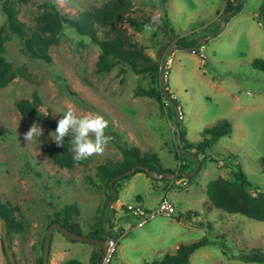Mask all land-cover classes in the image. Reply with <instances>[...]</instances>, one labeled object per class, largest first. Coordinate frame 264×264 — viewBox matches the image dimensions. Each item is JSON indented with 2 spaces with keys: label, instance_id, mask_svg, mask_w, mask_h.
Segmentation results:
<instances>
[{
  "label": "rangeland",
  "instance_id": "1",
  "mask_svg": "<svg viewBox=\"0 0 264 264\" xmlns=\"http://www.w3.org/2000/svg\"><path fill=\"white\" fill-rule=\"evenodd\" d=\"M4 1L16 6L22 21L32 24L33 16L47 0H0V27H4L0 55L25 72L0 87V202L16 207L15 216L22 223V230L12 233L8 241L17 264H35L42 255L45 234L55 212L65 205H75L78 213L72 217V226L78 225L84 234L104 205L108 191L95 175L96 166L121 158V151L110 140L114 134H119L120 144L126 141L140 153H156L162 166L173 173L180 172L175 170H182V165L189 173L195 162L175 150L176 112L170 103L167 101L161 111L152 98L134 94L138 86L154 85L148 76L137 75L126 67L123 71L121 65L97 74L99 46L69 26L64 27L57 44L50 47L51 62L25 55L18 38L6 27ZM52 1L61 13L78 16L106 0ZM131 1L132 16L153 22L138 30L123 23L131 39L160 62L171 50L163 78L178 105L179 126L186 138L198 141L203 128L223 119L231 124L232 133L207 149V157L192 179L164 182L163 190L176 209L169 216L156 215L142 226H136L134 217L123 218L125 213L118 202L122 201L125 208L139 194L144 205L153 209L163 190L141 180L133 185L128 179L118 181V197L106 222L109 219L112 226L116 223L112 218L117 210L122 216L117 221L124 225L118 231L125 234L118 240L112 264L150 262L203 236L210 243L196 249L188 264H264L238 258L255 250L264 254V221L221 209L209 210L206 195L210 179L217 175L233 179L238 167L247 176L251 191L264 188V73L251 65L254 58L264 59V0H242L241 9L227 16L221 32L202 45L204 56L174 46L176 37L170 29L180 36L210 30L209 23L225 0H168L164 4L156 0ZM34 96L42 117H23L16 101L32 100ZM69 107L78 114L103 115L108 122L105 135L109 140L102 153L88 157L86 166L59 169L44 148L55 145L49 136L55 130L50 122L57 124ZM34 122L39 123L43 134L26 141L25 133ZM64 139L70 143V137ZM230 154L236 155L233 166L227 164ZM183 208L198 216L191 214L193 221H177ZM93 250L92 243L68 240L54 230L47 264H65L70 259L87 264ZM0 264H10L2 244L1 224Z\"/></svg>",
  "mask_w": 264,
  "mask_h": 264
},
{
  "label": "trees",
  "instance_id": "2",
  "mask_svg": "<svg viewBox=\"0 0 264 264\" xmlns=\"http://www.w3.org/2000/svg\"><path fill=\"white\" fill-rule=\"evenodd\" d=\"M156 1L164 4L168 0ZM241 7L242 0H225V7L222 14L232 9H235V13L239 11ZM41 8V11L33 16V23L28 24L18 17L19 11L16 6L8 1L2 3V9L6 16V27L11 34L18 38L21 51L25 55L45 62H51L50 47L57 44L62 30L65 26H69L73 28L76 33L88 37L91 42L99 46L100 52L95 64V72L97 74L109 72L116 65H121L123 71H125L124 67H126L137 75L148 76L154 85L148 87L138 86L135 88L134 94L152 98L158 103L160 110L163 111L168 99L165 97L161 86V62L149 56L145 52L144 47L133 41L127 33V30L121 26L126 22L131 27L138 30L143 26L153 24L148 18L138 19L131 15L133 11V3L131 0H106L101 6H93L86 11L80 12L78 16H70L61 13L52 0H47L42 3ZM166 24H169V22H166ZM219 25L220 19L212 25L210 30L199 33L198 35L195 33H191L189 36L175 35L173 29H170V32L176 37L175 43L190 47L196 44L199 38L216 32ZM3 28L4 27H0V52H3ZM198 48L195 52H198ZM251 65L253 68L264 73V59L254 58ZM24 74L25 72L15 69L10 61L3 55H0V87L6 86L17 75L24 76ZM165 85L167 94L175 105L178 106L175 99L172 97V93L168 92L167 84ZM16 107L23 117H42L38 109V98L36 96H34L32 100L24 98L17 100ZM50 125L54 128L57 126V124L53 122H50ZM179 129L180 139L184 148L198 157L200 162L198 169L207 157V149L217 142L219 138L229 136L232 133V126L226 119H223L215 125L203 128L200 132V139L198 141L188 140L185 136L184 129L180 126ZM114 135L115 136L110 137L111 143L121 151L122 155L118 160H108L96 166L95 175L107 189L108 193L104 205L98 209V212L93 217L92 224L89 225L88 231L83 234L97 239H104L106 237V233L102 228V219L105 206L112 196L109 182L115 176L123 175L137 165L147 166L158 173L164 171L174 172V170L162 166L156 153L152 151L140 153L135 146L129 145L126 141H123L122 144L118 143L117 138H120L119 134ZM175 150H179L177 144ZM44 151L53 164L59 169H73L78 166H86L90 161L89 158H87L80 162H74L72 159V152L70 151V143L66 139H64V145L57 146L55 144L52 147H45ZM234 157H236L234 154H230L227 157L228 165H235L233 162ZM236 166H239L238 163H236ZM185 169L186 165H182V170L179 167L175 172H184ZM139 172L148 176L145 171L136 168L133 172L123 175L120 179L113 182L116 192L118 193L117 184L119 180L128 178ZM182 177L183 176L179 175L177 179ZM152 179L167 182V179L164 178ZM188 179H192V177L190 176ZM249 188L250 183L247 180V176L239 167L233 172V179L217 175L206 184V195L210 203L208 209H221L227 213H238L249 219L264 221V188L255 191H251ZM116 199L117 197L115 200ZM15 211H18L16 207H6L0 202V216L6 221L8 241L11 240L12 233L22 230V223L17 220ZM77 213L78 208L75 205H65L59 212H55L50 223L59 222L63 227L82 234L78 225L72 226V217ZM191 214L193 216H198L197 212L188 210L184 212L180 211L177 216V221H193V216H191ZM108 221L106 222V227L109 233L112 224ZM209 243L210 240L206 236H203L189 244L179 245L172 254H165L158 259L143 264H188L190 255L196 249ZM93 247L94 250L87 264H95L98 250L94 244ZM238 258L244 262H264V254L256 250L243 253L239 255ZM35 264H42V255L37 259ZM65 264H82V262L77 259H70L66 261Z\"/></svg>",
  "mask_w": 264,
  "mask_h": 264
},
{
  "label": "water",
  "instance_id": "3",
  "mask_svg": "<svg viewBox=\"0 0 264 264\" xmlns=\"http://www.w3.org/2000/svg\"><path fill=\"white\" fill-rule=\"evenodd\" d=\"M238 1V0H237ZM235 11V9H232L230 11H227L226 13H224L221 16L220 19V25L219 28L216 30V32H213L211 34H208L206 36H203L201 38H199L196 42V44H194L193 46L187 47V46H182L180 44H174V46L184 49L186 51H190V52H194L195 49L199 46V45H204L206 44L207 40L210 38H213L214 36H216L218 33L221 32V30L224 28L225 26V19L228 15L233 14ZM173 46V45H172ZM171 50L167 51L165 53V55L163 56L162 62L160 63V74H161V86H162V90L164 92L165 97H167L168 102L170 103V105L172 106V108L175 110L176 112V124H175V133H176V144L178 146L179 151L184 155L187 156L189 158H191L192 160H194L195 162V167L193 168V170L189 173L186 172H178V173H172L170 171H164V172H160L158 173L155 170L150 169L147 166H141V165H137L135 168H132L130 171L124 173L123 175H127L131 172H133L136 168H139L143 171H145L147 173V175L151 178H156V179H160V178H164L167 180H172V179H176L179 175L183 176V177H190L191 175L194 174V172L197 170L200 162L198 160V157L193 155L191 152H189L188 150H186L183 146V143L180 139V129H179V122H180V116L178 114V107L175 105V103L172 101V99L169 97V95L166 92V85L164 82V64H165V60L167 58V56L169 55ZM123 175H118L115 176L110 182H109V186H110V190L112 192V196L111 198L108 200L105 209H104V213H103V219H102V228L104 229L105 233H106V239H97V238H93L90 236H86L83 234H79L76 233L72 230H69L66 227H63L59 222H52L46 231L45 234V238H44V242H43V251H42V264H47L48 261V256H49V245H50V240H51V236L54 230H58L62 236L68 240H75V241H83V242H87V243H92L97 247L98 250V255L96 257V261L95 264H98V260L102 254V252L105 250L106 247V243H107V239H108V231H107V227H106V220L108 217V211L113 203V201L115 200V198L117 197V192L113 186V182L115 180L120 179ZM0 224H1V228H2V244L4 247V251L7 255L8 261L10 264H17L16 259L13 255V252L9 246L8 243V239H7V225H6V221L5 219H3L0 216ZM116 237V234L114 235V238Z\"/></svg>",
  "mask_w": 264,
  "mask_h": 264
},
{
  "label": "clouds",
  "instance_id": "4",
  "mask_svg": "<svg viewBox=\"0 0 264 264\" xmlns=\"http://www.w3.org/2000/svg\"><path fill=\"white\" fill-rule=\"evenodd\" d=\"M108 122L103 115L95 112L78 114L69 107L62 112L54 131L49 133L57 146L64 145V138L70 137V151L74 162H80L93 154H100L108 143L105 135ZM43 134L39 123H33L25 133L26 141L37 139Z\"/></svg>",
  "mask_w": 264,
  "mask_h": 264
},
{
  "label": "built area",
  "instance_id": "5",
  "mask_svg": "<svg viewBox=\"0 0 264 264\" xmlns=\"http://www.w3.org/2000/svg\"><path fill=\"white\" fill-rule=\"evenodd\" d=\"M199 46H198L199 48L197 47L198 54L201 56H204L203 47L202 45H199ZM170 61H171V58H166L165 64H164L163 77L166 76L165 68L169 66ZM125 210L127 212H131L132 214L136 216V226L144 225L149 219L155 217L156 215L169 216L176 211L175 205L169 200L166 194L160 198L157 206L153 209H146L140 203L135 202V203L126 204ZM116 230L117 228L116 229L113 227L110 228V231L108 233L106 247L98 260V264H112L114 257L116 255L118 240L124 234ZM115 232H116V237L114 238ZM120 264H123V263H120Z\"/></svg>",
  "mask_w": 264,
  "mask_h": 264
},
{
  "label": "crops",
  "instance_id": "6",
  "mask_svg": "<svg viewBox=\"0 0 264 264\" xmlns=\"http://www.w3.org/2000/svg\"><path fill=\"white\" fill-rule=\"evenodd\" d=\"M224 6H225V1H223V6H222V9L221 10H217L216 11V13H215V15L213 16V18H212V20H211V22L209 23V25L211 24V26L212 25H214V23L217 21V20H219V19H221V16L223 15L222 14V12H223V9H224ZM231 15V14H230ZM229 16V15H228ZM227 18V17H226ZM225 21H227V19H225ZM226 24H227V22H226ZM125 179H128V181H129V184L130 185H133L137 180H141V181H143L144 183H149L150 185H152V187H154V188H159V189H164V182L163 181H160V180H153L151 177H149V176H146L145 174H143V173H141V172H139V173H135L134 175H131V176H129L128 178H125ZM118 190V189H117ZM165 194V191L163 190L162 191V193L159 195V197H158V200H157V203L159 202V200H160V198L163 196ZM117 197H118V193H117ZM135 202H138V203H140L144 208H146V209H148V207H146L145 205H144V203H143V200H142V197L139 195V194H136L135 195V201L133 202V203H135ZM157 203H156V205H157ZM118 204L120 205V207L123 209V212L125 213L124 214V216H123V218H126V217H128V215L129 216H131V217H134L135 218V220H136V216L134 215V214H132L131 212H127L126 210H125V208H124V203L122 202V201H120V202H118ZM130 204V203H129ZM117 207V206H116ZM117 210H114V212H113V216H114V218H112V220L114 221V225L112 226L113 228H117V230L116 231H118V229H123V226L124 225H120L119 223H118V218H121L122 216H119L118 215V212H116ZM181 211H184V208L183 209H181ZM125 224V223H124ZM119 232V231H118ZM124 234H125V232H123ZM114 234H116V232L114 233ZM123 264H124V262H122Z\"/></svg>",
  "mask_w": 264,
  "mask_h": 264
},
{
  "label": "flooded vegetation",
  "instance_id": "7",
  "mask_svg": "<svg viewBox=\"0 0 264 264\" xmlns=\"http://www.w3.org/2000/svg\"><path fill=\"white\" fill-rule=\"evenodd\" d=\"M104 239H106V237Z\"/></svg>",
  "mask_w": 264,
  "mask_h": 264
}]
</instances>
